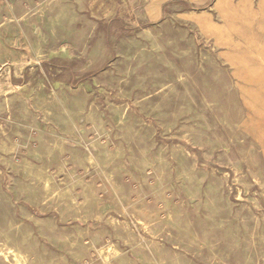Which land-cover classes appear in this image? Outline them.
Returning a JSON list of instances; mask_svg holds the SVG:
<instances>
[{
    "label": "rangeland",
    "instance_id": "1",
    "mask_svg": "<svg viewBox=\"0 0 264 264\" xmlns=\"http://www.w3.org/2000/svg\"><path fill=\"white\" fill-rule=\"evenodd\" d=\"M0 264H264V0H0Z\"/></svg>",
    "mask_w": 264,
    "mask_h": 264
},
{
    "label": "bare ground",
    "instance_id": "2",
    "mask_svg": "<svg viewBox=\"0 0 264 264\" xmlns=\"http://www.w3.org/2000/svg\"><path fill=\"white\" fill-rule=\"evenodd\" d=\"M206 12V11H205ZM2 44V43H1ZM130 46V45H129ZM126 117V116H125ZM101 118V117H100ZM127 119V118H126ZM129 120V119H128ZM74 122H75V120H73ZM124 122V121H123ZM79 126V125H78ZM76 128V127H75ZM109 146V145H108ZM183 234V233H182ZM189 239H191V238H189ZM198 243V242H197ZM64 246H65V244H64ZM66 248V247H65Z\"/></svg>",
    "mask_w": 264,
    "mask_h": 264
}]
</instances>
